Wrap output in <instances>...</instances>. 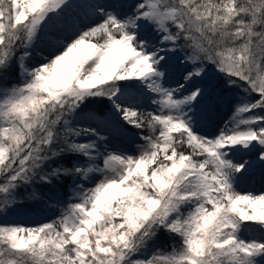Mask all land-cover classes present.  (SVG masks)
I'll return each mask as SVG.
<instances>
[{"label": "snow or ice", "instance_id": "snow-or-ice-1", "mask_svg": "<svg viewBox=\"0 0 264 264\" xmlns=\"http://www.w3.org/2000/svg\"><path fill=\"white\" fill-rule=\"evenodd\" d=\"M264 0H0V264H264Z\"/></svg>", "mask_w": 264, "mask_h": 264}, {"label": "bare ground", "instance_id": "bare-ground-1", "mask_svg": "<svg viewBox=\"0 0 264 264\" xmlns=\"http://www.w3.org/2000/svg\"><path fill=\"white\" fill-rule=\"evenodd\" d=\"M262 181H264V175L261 174L260 170H256L253 177L241 185L244 187L242 191L264 192ZM244 184L247 186H244Z\"/></svg>", "mask_w": 264, "mask_h": 264}, {"label": "rangeland", "instance_id": "rangeland-1", "mask_svg": "<svg viewBox=\"0 0 264 264\" xmlns=\"http://www.w3.org/2000/svg\"><path fill=\"white\" fill-rule=\"evenodd\" d=\"M257 170H260V169H257ZM262 185H264V181L261 182ZM244 186H247L246 184H244ZM243 186H240V190L242 191L243 190Z\"/></svg>", "mask_w": 264, "mask_h": 264}]
</instances>
